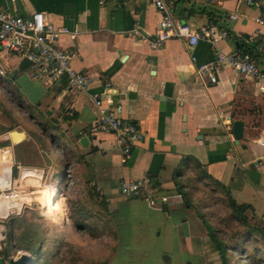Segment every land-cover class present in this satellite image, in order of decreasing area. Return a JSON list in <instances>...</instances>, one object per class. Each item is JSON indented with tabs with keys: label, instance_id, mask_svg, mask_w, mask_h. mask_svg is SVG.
<instances>
[{
	"label": "crops",
	"instance_id": "crops-1",
	"mask_svg": "<svg viewBox=\"0 0 264 264\" xmlns=\"http://www.w3.org/2000/svg\"><path fill=\"white\" fill-rule=\"evenodd\" d=\"M166 2L182 22L227 30V39L216 38L225 52L248 50L247 38L258 30L264 34V24L256 21L259 7L236 0L217 6L199 0ZM1 11L20 16L42 12L56 25L78 28L77 39L61 35L57 45L76 50L72 66L91 76L93 83L85 90H71L65 77L54 84L22 72L12 78L22 60L0 48V88L6 93V99L0 95V171L17 178L18 164L46 170L44 156H52L55 165V159L68 156L66 182L84 194L82 200L92 212L83 216L99 215L95 219L114 234L106 264H222L215 241L223 233L212 234V229L219 231L231 200L264 220V146L259 131L264 81L226 67L216 84L205 85L196 76L184 41L170 39L152 49L150 39L162 18L152 0H0ZM259 44L257 40L253 48ZM192 49L198 64L213 58L207 41ZM6 74L13 81L5 80ZM107 84L114 89L113 105L121 106L120 116L144 134L128 156L116 134L94 128L99 115L94 95L103 94ZM103 99L104 106L112 105L104 94ZM27 113L30 121L45 128L42 134L50 144L55 142L57 153L49 154L45 144V149L34 151L41 142L16 123ZM235 120L244 122L240 144L232 129ZM144 176L153 180L156 206L144 198L112 194L114 181ZM6 222H0L2 235Z\"/></svg>",
	"mask_w": 264,
	"mask_h": 264
},
{
	"label": "built area",
	"instance_id": "built-area-1",
	"mask_svg": "<svg viewBox=\"0 0 264 264\" xmlns=\"http://www.w3.org/2000/svg\"><path fill=\"white\" fill-rule=\"evenodd\" d=\"M199 1L209 6H217L226 0ZM236 1L248 6L259 7L261 15L256 18V21L264 24V0ZM152 2L162 14L159 25L150 39L152 49L162 48L170 39L184 41L191 53V60L195 64L196 76L205 85L216 84L220 72L226 67L232 68L242 76L264 81V34L260 30L247 38L251 45L250 49L225 52L216 45V38L219 35L227 39L229 36L227 30L219 31L213 24L194 27L176 19L166 0H152ZM134 34L139 36L140 32L134 30ZM61 35H69L74 40L80 35V30L71 29L65 25H56L42 12H35L29 16L14 15L6 11L0 12L1 49L17 55L21 60L26 58L31 61V65L35 68L34 77L41 82L54 84L65 77L69 89L85 90L93 83V78L77 71L72 66L71 61L77 56V52L73 48H61L57 45ZM257 40L260 44L254 49L253 46ZM201 41H207L212 45L213 58L198 64L192 48ZM105 88L103 93L106 95L105 100L112 105H103V94L94 95L95 105L99 109L94 128L98 131L116 134L122 152L128 156L131 146L143 140L144 134L136 123L120 116L121 106L113 105L114 89L111 84H107ZM259 126V131H262L260 144L264 146V116ZM17 168L19 170L17 178H13L11 172L8 175L0 171V222L20 215L24 208L32 203L34 191L31 180H41L45 174V169L20 164ZM152 184L153 180L150 176L122 179L119 182V191L128 200L144 198L151 206H156L158 196ZM162 199L167 200V197ZM41 207L44 208L42 205ZM5 238V235L0 233V248Z\"/></svg>",
	"mask_w": 264,
	"mask_h": 264
},
{
	"label": "rangeland",
	"instance_id": "rangeland-1",
	"mask_svg": "<svg viewBox=\"0 0 264 264\" xmlns=\"http://www.w3.org/2000/svg\"><path fill=\"white\" fill-rule=\"evenodd\" d=\"M15 63H17V57L14 58L13 64ZM34 71L35 68L30 66L25 71L21 72L27 78H34ZM3 78L13 81L10 79L9 74H6ZM0 95L6 99V93L2 92L1 88ZM3 116L8 119L10 117L6 110L3 111ZM30 116L29 113L25 116H20L22 119L16 118V123L26 129L38 143L41 142L34 147V151H37L39 148L45 149L43 146V144H45L49 154L57 153L54 146L50 144L42 134L43 132L40 130L37 123L34 124V122L30 121ZM16 136L21 137L19 134ZM30 157L36 158L38 156ZM44 157L46 170L41 178V182H34L31 180V185H33L32 190L34 191L31 199L32 203L26 206L20 215L14 216L18 220L15 227L16 237L24 239H19L17 246H12L9 249L8 256L4 258V264H10V258H17L23 254L28 257V262H30V264H106L114 250V234L109 231L106 225L98 221L99 218L95 219L99 215L96 214L97 216H95V214H93L88 215L89 217L83 216L89 212L92 214V212L87 209V203L82 200L84 194L75 190L74 187H71L68 181L66 182V167L64 161L69 162L68 156H66L63 161L55 159L56 165L52 156ZM15 177H18V171L15 172ZM56 186L59 189L56 191L57 200L61 208L58 212H56L58 208L54 209V212H56L55 214L48 215L41 205H44L45 200L53 201L55 193L52 192L48 197H45V188L43 189V187H53L55 189ZM112 187V194H120L119 196L121 197L119 183L117 184V182L114 181ZM245 213L247 214H245L247 218L246 225L244 224L245 229L247 230L248 227H252L258 228L260 231L253 235L248 234L245 237V241L233 248V255L231 256L232 264H264V248H262V246H264V220L253 216L251 212ZM80 215L83 217H80ZM12 218L13 217L6 222L5 237H7L9 232L7 224ZM238 223L239 226L242 227L240 222ZM223 224L225 223L223 222L218 225V229L220 231L222 229L223 238L226 239L227 234H230V230L226 229V226ZM38 237L40 239L46 238L44 244L41 245L42 256L37 262H34L32 253L26 250L25 247L28 242L36 243ZM252 237L260 239L252 240ZM3 243L5 244L1 251L5 249L7 244L6 238Z\"/></svg>",
	"mask_w": 264,
	"mask_h": 264
},
{
	"label": "trees",
	"instance_id": "trees-1",
	"mask_svg": "<svg viewBox=\"0 0 264 264\" xmlns=\"http://www.w3.org/2000/svg\"><path fill=\"white\" fill-rule=\"evenodd\" d=\"M40 130L45 131V128L40 127ZM51 143H52V145H55V142H51ZM44 188H45L44 189L45 197H48L49 194L52 192L55 193V190L53 188H48V187H44ZM55 196H56V193H55ZM55 196H54L53 201L45 200V203L43 205V207L45 208V211L48 209L51 212V214H52V212H54V209H57ZM229 205H230V213L228 216L222 217L223 218L222 223L223 222L225 223L223 225L226 226V229L230 230V234L229 235L227 234L226 239L223 238V235H221V236L219 235V239H216V241H215L217 243L218 249L220 250V252L222 254V264H232L231 256L233 255L232 254L233 248L236 245L245 241V237L248 234L253 235V234L257 233L258 231H260V230H258V228H252V227H250V228L248 227L247 230L245 229V225L247 222V218L245 217V212H246L248 206L239 205L233 200H231ZM81 216L82 215H80V217ZM17 221L18 220L14 217L7 224V228L9 229V232L7 234V237H6L7 244L5 246V249L0 252V256H3L4 258L6 256H8V251L12 246L13 247L17 246L19 239H24V238L16 237L15 227H16ZM232 221L234 222V224ZM238 222H240V225L244 229L239 226ZM221 232H222V229H221V231L220 230L216 231V230L212 229V234L221 233ZM45 238L40 239L38 237V240L36 241V243L35 242H28L27 246L25 247L26 250H28L32 253V257L34 258V262H37L42 256V248H41L42 246L41 245L44 244ZM256 240H259V239L257 238ZM8 244H10V245H8Z\"/></svg>",
	"mask_w": 264,
	"mask_h": 264
},
{
	"label": "water",
	"instance_id": "water-1",
	"mask_svg": "<svg viewBox=\"0 0 264 264\" xmlns=\"http://www.w3.org/2000/svg\"><path fill=\"white\" fill-rule=\"evenodd\" d=\"M32 64L31 61L28 59H23L18 68L13 71L12 78L18 75L21 71H25L30 65ZM233 133L236 138V143L240 144L241 139L244 136V122L242 120H235L232 125ZM84 141V140H83ZM29 261L26 255H21L17 258H10V264H23L24 262ZM0 264H3V259L0 258Z\"/></svg>",
	"mask_w": 264,
	"mask_h": 264
},
{
	"label": "bare ground",
	"instance_id": "bare-ground-1",
	"mask_svg": "<svg viewBox=\"0 0 264 264\" xmlns=\"http://www.w3.org/2000/svg\"><path fill=\"white\" fill-rule=\"evenodd\" d=\"M56 193V192H55ZM55 199H56V196H55ZM56 201V200H55ZM46 212L48 213V215H53V214H55L56 212H58V211H56V212H52V214H51V212L47 209L46 210ZM23 264H30V262H24Z\"/></svg>",
	"mask_w": 264,
	"mask_h": 264
}]
</instances>
